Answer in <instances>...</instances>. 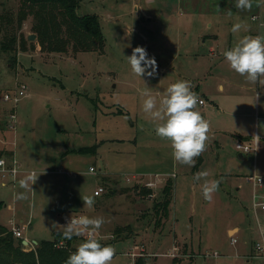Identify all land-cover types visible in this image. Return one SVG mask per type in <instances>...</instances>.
I'll return each mask as SVG.
<instances>
[{"label":"rangeland","instance_id":"rangeland-1","mask_svg":"<svg viewBox=\"0 0 264 264\" xmlns=\"http://www.w3.org/2000/svg\"><path fill=\"white\" fill-rule=\"evenodd\" d=\"M234 5L235 0H82L79 14L100 16L104 52L55 53L28 39L32 16L19 25L21 0H0V156L15 155L21 165L15 185L1 186L0 175V222L26 226L20 238L30 241L25 251L54 239L71 218L88 216L103 217L94 235L115 249L112 264H264L254 251L264 210L255 212L254 187L247 180L264 176V84L246 81L223 56L241 37L264 35V0H253L250 11ZM7 13L13 23L2 20ZM259 14L262 27L252 20ZM237 23L247 30L233 33ZM213 33L218 38L206 36ZM12 34L16 49L6 52L2 44ZM137 46L155 58L152 76L132 72L126 57ZM178 80L189 81L204 100L197 110L210 123L205 151L193 166L173 159L170 142L155 134L142 111L143 90L159 101ZM18 83L27 85V96L16 105L11 128L14 104L3 96ZM253 136L260 137L256 151L237 149L239 143L255 147ZM89 146L96 152H73ZM31 171L38 179L21 188L19 181ZM200 172L219 182L210 200L202 194L204 181L195 179ZM150 173L170 177L149 194L143 189ZM169 180L174 188L166 212L156 206ZM99 186L106 192L95 196ZM17 193L26 198L16 199ZM87 196L94 199L91 208L84 206ZM20 239L15 237L16 244ZM85 239L72 242L75 250ZM133 250L140 254L132 257Z\"/></svg>","mask_w":264,"mask_h":264},{"label":"clouds","instance_id":"clouds-1","mask_svg":"<svg viewBox=\"0 0 264 264\" xmlns=\"http://www.w3.org/2000/svg\"><path fill=\"white\" fill-rule=\"evenodd\" d=\"M234 6L241 11H250L253 0H235ZM241 30H247L242 23L234 24L231 29L233 33H239ZM223 56L230 69L246 81L264 84V35L241 37L231 49L224 51ZM126 58L132 72L140 78L144 75L152 76L156 71L155 58H149L143 47L133 48L132 54ZM141 96L144 97L143 113L154 124L155 134L170 142L173 159L179 164L193 166L195 159L205 151L210 123L197 110L201 101L192 90L191 83L178 80L170 84L159 101L150 95L147 89L141 92ZM253 140L257 147L260 137L253 136ZM207 176V172H200L196 174L195 179L204 181L202 194L206 200H210L219 182L209 181ZM38 177L35 174L28 175L19 181V185L27 189L29 181L33 185ZM15 198L26 197L23 193H17ZM82 200L84 206L89 208L94 204L93 197H83ZM104 223L103 217L80 216L71 218L66 225H59L63 228L62 236L65 239L86 236L84 242L69 255L65 264H112L115 249L102 245L94 235Z\"/></svg>","mask_w":264,"mask_h":264},{"label":"trees","instance_id":"trees-1","mask_svg":"<svg viewBox=\"0 0 264 264\" xmlns=\"http://www.w3.org/2000/svg\"><path fill=\"white\" fill-rule=\"evenodd\" d=\"M82 0H21L18 13V23L33 17L32 29L37 34L38 42L44 51L67 53L69 48L75 52H92L105 50V36L97 14H79L78 8ZM3 21L13 23L15 17L7 13ZM16 36L6 35L2 44L4 51L16 49ZM75 153H95L94 146L73 150ZM174 184L168 181L164 188L165 198L156 208L167 212L173 198ZM143 191L152 193L149 188ZM63 231H57L55 238L42 240L35 249L25 251L22 240L16 244L12 230L0 224V264H65L71 253L75 251L73 241L79 239H65ZM60 242L63 245L60 246ZM135 264H143L137 261Z\"/></svg>","mask_w":264,"mask_h":264},{"label":"built area","instance_id":"built-area-1","mask_svg":"<svg viewBox=\"0 0 264 264\" xmlns=\"http://www.w3.org/2000/svg\"><path fill=\"white\" fill-rule=\"evenodd\" d=\"M252 20L254 21H259L260 23V27H262L263 25V21H262V16L261 14L259 15H252ZM27 85L24 83H18L17 84V88L13 91V92H7L4 94L3 99L5 102H11L14 104V107H12L9 111V122L11 123V128H15V124L17 121V115L15 113V107L16 105L21 101L22 98H24L25 96H27ZM201 105H203L205 102L203 99L200 98ZM255 142V141H254ZM237 149L240 150L241 152L245 153V152H250L251 150L256 151L257 147H256V143H255V147H252L250 145H245L242 143H239L237 145ZM90 170L92 172L95 171L94 167H91ZM21 172V165L18 162L17 158L15 157V155L13 156H6V155H2L0 156V175H1V184L3 186H8L9 184H16L19 173ZM31 174H35V171H31ZM165 174H161V173H156V174H149V176L151 177V179H147V181L144 183L145 186L149 189H155L158 187V185L160 183H162L163 181H166L165 177H170V176H164ZM143 176H147V174H143ZM173 176H175V174H173ZM247 180L249 183L252 184V186L254 187V202H253V208L255 210V212H258L259 209L264 210V194H260L258 193L259 190H263L264 189V176L263 175H259V174H253V175H249L247 177ZM106 192V189L103 186H99L97 189H95L94 194L95 196H100L102 194H104ZM77 217H74L73 219H75ZM12 222V227L10 228V230H12L13 235L16 238H22L23 237V233H22V229L25 228L26 226H23L22 228H20L19 226L15 225L14 221ZM259 231L261 234V238L259 241H257L255 243V252L257 256H264L261 253H264V228L262 227V225L259 223ZM232 242L236 243L237 242V238L232 237ZM257 253H259L260 255H258ZM129 255H131L132 257L137 256L138 254H140L139 252L133 250L132 253H128ZM175 254H172V256Z\"/></svg>","mask_w":264,"mask_h":264},{"label":"water","instance_id":"water-1","mask_svg":"<svg viewBox=\"0 0 264 264\" xmlns=\"http://www.w3.org/2000/svg\"><path fill=\"white\" fill-rule=\"evenodd\" d=\"M28 39H30V40H35V39H37V34H35V33L30 34V35L28 36ZM239 157H240L241 159L244 158V156H243L242 153L239 154ZM35 243L37 244L38 242L35 241ZM22 244H23L24 246H30V241L27 240V239H24V240H22Z\"/></svg>","mask_w":264,"mask_h":264},{"label":"crops","instance_id":"crops-1","mask_svg":"<svg viewBox=\"0 0 264 264\" xmlns=\"http://www.w3.org/2000/svg\"><path fill=\"white\" fill-rule=\"evenodd\" d=\"M259 6H260V5H259ZM260 7H261V6H260ZM261 8H262V7H261ZM208 25H209V26H212V23L209 22ZM206 36H207V37H212V38H214V37H217V38H218V35H217V34H214V33H213V34H206ZM220 87L223 88V85L221 84ZM1 186H3V185L1 184ZM3 187H6V186H3ZM2 205H3V201H0V207H1ZM0 224H4V223H1V222H0ZM29 224H30V222H29ZM5 225H6V224H4V226H5ZM6 226H7V225H6ZM8 227H9V226H8ZM11 227H12V226H11ZM11 227H9V228H11ZM29 227H30V229L32 228L31 225H29ZM56 232H57V231H56ZM25 239L29 240L28 238H25ZM34 242H35V241H34Z\"/></svg>","mask_w":264,"mask_h":264}]
</instances>
